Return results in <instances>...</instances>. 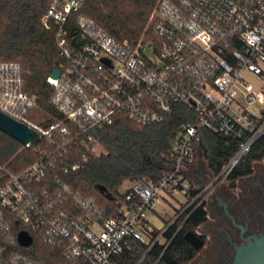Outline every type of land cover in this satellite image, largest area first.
Masks as SVG:
<instances>
[{"label": "built area", "instance_id": "obj_1", "mask_svg": "<svg viewBox=\"0 0 264 264\" xmlns=\"http://www.w3.org/2000/svg\"><path fill=\"white\" fill-rule=\"evenodd\" d=\"M82 0H50L41 17L60 58L58 78L47 77L59 118L33 121L37 98L23 90L22 69L0 62V110L37 133L22 144L39 158L18 173L0 166V264H40L12 234L37 236L65 260L127 264L131 240L167 245V228L203 203L211 184L190 183L194 142L203 128L235 142L236 152L212 181L221 182L264 133V0H156L136 42L119 41L83 14ZM245 72L259 77L256 88ZM178 105L195 113L169 142L171 168L157 181H128L113 215L89 200L85 216L67 205L66 187L39 188L73 149L104 152L93 132L124 115L139 126L162 122ZM78 163L65 167L74 171ZM203 183V184H202ZM29 242V243H30ZM144 257V256H143ZM143 257L135 264H142Z\"/></svg>", "mask_w": 264, "mask_h": 264}, {"label": "trees", "instance_id": "obj_2", "mask_svg": "<svg viewBox=\"0 0 264 264\" xmlns=\"http://www.w3.org/2000/svg\"><path fill=\"white\" fill-rule=\"evenodd\" d=\"M50 0H0V62H14L22 69L23 90L37 98L38 108L29 116L33 121L54 122L59 118L50 102L53 86L46 82L60 58L53 35L47 32L41 17ZM83 14L103 29L109 36L134 43L142 34L156 0H82ZM196 116L185 105H178L171 114L156 124L139 126L124 115H116L113 122L93 132L104 150L95 155L86 149H73L51 169L39 188L50 190L66 187L67 205L75 217L86 214L81 202L89 200L99 208L102 216L113 215L122 195L120 187L126 181L145 177L157 182L172 165L167 157L169 142L182 125L195 123ZM227 137L198 130L194 142L195 155L205 160L207 168L215 175L236 152L235 142L227 144ZM0 131V166L18 173L39 158L31 149ZM264 156V133L234 167L228 180L234 182L251 171L252 163ZM78 163L79 168L63 172L65 167ZM191 185L193 183L190 181ZM101 188L106 191L102 192ZM206 204L202 203L189 213L181 228V220L170 225L164 236L167 245L155 243L148 252L147 245L131 240L129 250L121 263L135 264L143 256L142 264H185L193 259L196 250L184 239V233L194 231L207 220ZM12 234L19 235L18 221L9 216ZM204 239L203 235H199ZM27 246L40 264H87L84 259L73 263L61 257L58 249L45 245L30 234ZM12 264V263H2Z\"/></svg>", "mask_w": 264, "mask_h": 264}, {"label": "flooded vegetation", "instance_id": "obj_3", "mask_svg": "<svg viewBox=\"0 0 264 264\" xmlns=\"http://www.w3.org/2000/svg\"><path fill=\"white\" fill-rule=\"evenodd\" d=\"M196 167V171H190V176L204 182L210 172L203 164ZM237 180L239 185L234 189L220 191L223 202L214 188L211 189L221 213L210 224L209 241L203 239V245L198 249H202L201 253L194 256L190 264H233L236 247L252 241L251 236L264 233V156L254 161L251 171Z\"/></svg>", "mask_w": 264, "mask_h": 264}, {"label": "water", "instance_id": "obj_4", "mask_svg": "<svg viewBox=\"0 0 264 264\" xmlns=\"http://www.w3.org/2000/svg\"><path fill=\"white\" fill-rule=\"evenodd\" d=\"M60 70L54 68L50 76L58 78ZM0 131L11 136L21 144L32 141L37 133L34 129L24 123L18 122L0 110ZM102 192L106 190L101 188ZM252 241L236 247L233 264H264V233L259 236H251ZM184 239L195 249L198 250L203 245V239L191 230L184 233ZM18 240L22 245L29 244L30 240L25 234H19Z\"/></svg>", "mask_w": 264, "mask_h": 264}, {"label": "rangeland", "instance_id": "obj_5", "mask_svg": "<svg viewBox=\"0 0 264 264\" xmlns=\"http://www.w3.org/2000/svg\"><path fill=\"white\" fill-rule=\"evenodd\" d=\"M145 27H146V24H145ZM262 69H263V73H264V64L262 65ZM245 76L248 78V80L256 88H260L263 85L261 80L257 76L252 75L249 72H245ZM202 164L205 165V166L207 165L205 160L200 156V153H199V155H197V157H196V161L190 167V171H196L197 170L196 166H201ZM206 168H207V166H206ZM208 171L210 172L209 169H208ZM213 176L214 175L210 172V175H208V177H206L204 182L207 183V184H211L212 185L211 189L214 188V190L217 193L218 199L221 200V202H223L224 200H223V198H222V196L220 194V191L224 190V189H230V190L234 189L237 185H239V182H238V180H236L234 182V185H232V182L230 180H228V179L224 180L222 182H217V181L214 182V181H212ZM189 180L193 184H200L202 182V181H200V179L198 177L193 178L192 176H190V173H189ZM127 184H128V181L123 183L122 186L119 189V192L123 191V189L125 188V186ZM211 189L207 190V192L203 195L204 196L203 203L206 204L205 206H206V209H207V212H208L207 220L194 229V232H196L198 235H203L205 242H208L209 238H210V233L208 231L209 227H210V224L213 223L214 221H216L218 213L219 212L221 213V210L217 209V207H216L217 200L212 196ZM236 189L234 190V192H237ZM211 197L214 198L213 201L210 200ZM212 205L215 206V207L211 208ZM201 251H202V249L201 250H197L195 252V256H198L199 253H201ZM185 264H190V261L185 263Z\"/></svg>", "mask_w": 264, "mask_h": 264}]
</instances>
